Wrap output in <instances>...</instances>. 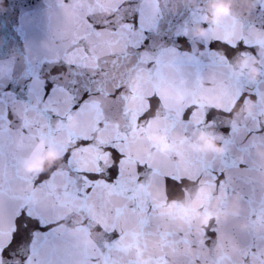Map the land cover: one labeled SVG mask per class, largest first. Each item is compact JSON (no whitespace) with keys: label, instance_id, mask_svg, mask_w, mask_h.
I'll list each match as a JSON object with an SVG mask.
<instances>
[{"label":"snow or ice","instance_id":"6c2138e0","mask_svg":"<svg viewBox=\"0 0 264 264\" xmlns=\"http://www.w3.org/2000/svg\"><path fill=\"white\" fill-rule=\"evenodd\" d=\"M57 3L63 14V51L54 63L63 64L66 73L52 79L47 91L46 81L26 77L24 98H0V264H12L9 257L18 254L23 255L22 264H194L187 255L166 256L163 261L153 256L145 262L129 255L121 245L133 237L138 247L141 242L146 247L148 240L160 237L168 245L190 248V241L178 229L163 231L147 186L166 187L169 180L176 184L185 180L215 183L220 174L231 184L228 171L233 163L227 153L219 158L187 155L182 160L162 154L158 162L146 163L143 157L133 155L142 142L140 134L146 131L139 125L155 124L157 132L165 136L198 131L216 121L209 110L215 105L203 102L209 94L239 99L248 91L249 96L264 100V80L248 81L231 67L226 53L208 47L218 42L235 49L243 43L245 48L256 49L250 54L264 67V21L252 19L256 9L247 13L238 9L208 28L198 59L179 53L175 72L165 75L160 70L163 57L152 51L153 46L143 47L145 33L157 30L165 15L158 7L140 0L134 9L137 27L125 18V0ZM259 7L264 12V4ZM191 16L199 18L197 12ZM61 79L63 82H58ZM169 85L180 96L172 106L166 105L164 97ZM154 104H159L162 112L149 119ZM231 107L225 102L215 110L228 113ZM229 127L228 139L222 138L229 151L243 147L244 142H237L241 129L243 133L261 131L259 120L251 127L247 121L232 122ZM101 133L110 134L107 142L101 143ZM43 140L63 152L64 162L37 183L36 177L21 172V162L38 150L37 141ZM224 183L222 180L221 188ZM47 196L57 202L80 201L79 210L87 223L68 228L62 223L68 219L67 205L60 203L59 209L49 206L39 198ZM97 213L106 220L99 226L97 239L92 240ZM22 216L48 230L34 231L29 242L13 249L14 239L28 227ZM220 228L217 222L211 231L219 234ZM113 233L115 238L110 239ZM203 237L207 239V232Z\"/></svg>","mask_w":264,"mask_h":264},{"label":"water","instance_id":"95a60500","mask_svg":"<svg viewBox=\"0 0 264 264\" xmlns=\"http://www.w3.org/2000/svg\"><path fill=\"white\" fill-rule=\"evenodd\" d=\"M36 0H0V98H22ZM14 65V67H13Z\"/></svg>","mask_w":264,"mask_h":264},{"label":"clouds","instance_id":"9594fccd","mask_svg":"<svg viewBox=\"0 0 264 264\" xmlns=\"http://www.w3.org/2000/svg\"><path fill=\"white\" fill-rule=\"evenodd\" d=\"M217 8H218V10H219L220 12H222V13L230 11L229 6H228L227 4H224V3L222 2V0H221L220 3L217 4ZM252 74H253L254 77H255L256 75H258V73H257L255 70H253V73H252ZM209 144H211V141H209ZM55 159H56V157L54 156V154H49V155L47 156V162H48L49 164L54 163V162H55Z\"/></svg>","mask_w":264,"mask_h":264}]
</instances>
